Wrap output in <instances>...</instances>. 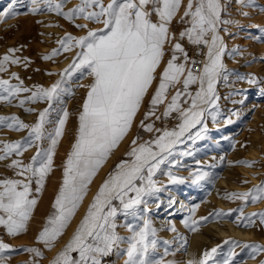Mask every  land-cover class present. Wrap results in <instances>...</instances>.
I'll list each match as a JSON object with an SVG mask.
<instances>
[{"label":"rangeland","instance_id":"1","mask_svg":"<svg viewBox=\"0 0 264 264\" xmlns=\"http://www.w3.org/2000/svg\"><path fill=\"white\" fill-rule=\"evenodd\" d=\"M31 1L0 0V13H3L6 9L9 10V14L0 20V27L3 30V34H0V40L5 36L10 41L0 42V59L4 56L9 57V61L4 64L5 70L0 71V80L8 81L9 85L28 89V91L15 93L13 96L8 97L7 100L0 99V118H5L3 123H0V155H5L3 151L4 145L15 142L23 143L25 140L30 139L29 133L31 127L38 122L39 113L45 109L48 110L47 118L41 129V139L34 140L33 145L26 150H22L20 155H16L15 152L10 153L15 155L18 158L17 161H20L25 166L32 163V157L37 154L38 150L43 153L47 149L49 141L55 136V129L60 120V107L64 104V99L60 98L59 89L51 103L47 99L33 101L29 97L38 88L48 89L46 85H41L42 83L38 81V75L40 73L45 74L44 68H41L39 64L47 63V61L48 63L56 61V55H50L51 50L54 48L62 52L63 48L61 45H57L55 41L52 45H49V50L47 49L43 52L38 51V54L28 55L25 52L26 45H34L35 43L44 44L51 36L54 37V35L50 29L47 30L49 35L45 34L43 30L38 29V26H35L33 34L29 35L26 33V29L22 27V22L31 16L37 24H44L46 22L48 25H53L55 21L53 18L46 20L45 16L37 17L36 14L46 11L48 13L43 14H48L49 16L53 14L52 16H57L58 19L60 17L64 18V15L55 11L56 3H61V12H68L81 3V0H51L52 10H49V5L45 3V0H41L38 5H33ZM104 1H106L105 6L110 2V0ZM188 2L189 0H180V6L168 25L169 39L164 45L161 61L153 73V80L133 117L131 127L129 128L130 130L128 129L127 131V133L129 132L128 140L124 144L126 149L123 146L122 153L120 152L116 156L101 178H105L116 170L117 165L121 164L122 161H132V157L128 153L133 147L153 141L165 130L177 127L181 117V110L186 111L191 106L192 97L199 91L198 81L190 84L187 92H185L183 87V79L187 74V69L192 66L191 61H188L190 65L185 62V54L191 53L192 56L190 57L195 61L197 57L199 59L205 52V49L203 51H194V44L189 42L187 36L181 38L180 34L191 27V17L184 16ZM195 3L196 0H193V10L195 9ZM153 7L154 5L149 4L145 10L152 12L150 19L152 22L158 23V17L152 11ZM34 8L37 11L34 12ZM93 10L97 9H88V11ZM251 14L253 15L251 16ZM225 20L231 21V23H223ZM87 23L96 22L85 20L81 15L79 20L75 21V24L70 27H73L76 32H82L83 28L79 27V25H87ZM177 23L181 24V26L177 25ZM102 28L103 24L92 30ZM220 29L225 47L222 55V63L224 64L225 71L217 78L215 84L213 96L215 104L206 105L203 108L204 112L201 122L181 137L182 142L174 146L172 155L168 157V160L164 164L160 165V168L153 176V180L156 182V189L158 190L143 197L146 203L136 206L134 215L125 214L119 200L112 201V205L118 209L115 224L117 225L116 232L121 237L127 238L132 235L128 229V225H132L135 230H139V228L143 227L146 219L151 222V227L155 230V235L149 236V241L155 240L156 243L155 248L149 249L148 258L154 262L158 261L159 264H198L204 258L203 254L206 251H211L213 248H216V252L207 260V264H264V236H262L264 235V231H262L264 223H261L260 216H251V224L247 220L241 221L238 219L241 216V209L243 210V215L248 217L252 213L264 212V205L252 203L251 200L248 203L243 200H238L236 203L232 201L234 197L230 198L232 192L222 193L221 197L226 201L231 200V204L216 205L207 210V213L200 214L196 218L191 216L192 208L197 203L205 202L208 196V189L210 187L214 188L218 180L217 178L223 175L226 157L234 148L235 136L238 134L237 129L242 127L248 118L250 119L252 111L259 103H264V68H262L264 66V50H256L254 49L255 46H253L264 45V0H243V3L239 2V0H222ZM89 30L82 33L79 37L86 35ZM69 35L73 37L74 33L71 30L65 31L61 40H66V37ZM209 36L210 34L206 35L205 39L208 40ZM54 39L57 40V37ZM177 43L181 45L183 51L175 52L177 57L175 62L177 64H185L186 71L180 77L179 82L168 87L163 101L154 106L151 104L152 97L159 86L163 68L167 66V62L174 54L173 45ZM244 46L247 47L245 48ZM10 49L13 51H9ZM45 57L50 58L45 59ZM13 59L18 60V63H12L11 60ZM256 60H260L261 62H257ZM256 63H260V66L257 67L258 64L256 65ZM259 68L262 69L260 70ZM193 72L199 73V71L194 70ZM250 77L255 80L254 83L248 82ZM178 91L181 93L178 101L179 109L172 111L165 117L163 113L171 102L173 95ZM0 96H7V93L0 89ZM57 99L59 105L54 104L57 103L54 102ZM21 101H23V104H21ZM253 101L256 102H254L255 105ZM11 117L18 118L20 122L28 127L17 130L18 126L13 125L12 128H9L8 124L13 123L11 119H8ZM222 120L224 122H221ZM236 124H239V126L236 127ZM146 125H152V131H146ZM202 129L203 131H201ZM222 131H224L225 135L218 136ZM197 133L200 134L199 137H197ZM75 140L76 136L71 138L68 152L65 155L63 154L65 160H67ZM133 141L136 143L133 144ZM208 156L211 159L207 161ZM8 157L9 154L4 159H0V180L13 179L27 182L25 177L29 174L25 173L24 176H19L16 174L18 171L17 168L13 167L15 171L12 172L5 168L4 162L9 161ZM61 173L63 177L60 178V186L56 188L51 196L50 202L46 204V208L40 214V222L36 226L37 230L32 234L31 240L15 241V238H11L8 234L7 227L4 224H0V243L8 245L6 250L0 251V264H34L30 262V258L35 253L29 251V249L33 248L40 251L41 256L38 257L40 261L42 257L47 255L48 251L45 244L38 242L37 238L46 226L49 217H54L57 214L53 204L63 183L64 167H62ZM51 174L52 170L47 173L43 187L39 192L35 191L37 189L35 185L36 178H32L30 198L37 199L40 196L47 182H49ZM197 175H202L203 178L197 180ZM173 177L176 179L173 180ZM136 183L139 185L140 182L137 181ZM191 190L193 191L189 193ZM33 193L34 195H32ZM95 196L96 191L91 195L87 208L92 204ZM134 196V192L128 193V197ZM128 197H125V199ZM218 212L225 214L231 212V214L217 216L216 213ZM175 215L180 216L181 226L183 228L174 224L172 218ZM0 217L7 220V215L3 212H0ZM210 221H216L220 225L224 224L225 226L230 224L235 231L228 230L225 234L216 236L217 239L214 243L207 242V244L203 245L198 256L194 255L192 259L187 258L185 253L186 247L189 244L191 230L195 226L202 228ZM158 227L168 230V235L157 232ZM261 231L263 233L262 235ZM18 235H15V237ZM127 246L126 242L121 243L119 248L106 256L104 260L108 262L107 264H124V260L126 259L124 252Z\"/></svg>","mask_w":264,"mask_h":264},{"label":"snow or ice","instance_id":"2","mask_svg":"<svg viewBox=\"0 0 264 264\" xmlns=\"http://www.w3.org/2000/svg\"><path fill=\"white\" fill-rule=\"evenodd\" d=\"M239 2L243 3V0ZM45 3L49 5V10H52L51 0H45ZM149 4L154 5L152 11L157 15L158 23L152 22L150 19L152 12L145 10ZM179 6L180 0H110L106 6L102 0H81L76 8L61 12V3L55 4V11L64 15L66 19H72L74 15H82L85 20L102 23L103 28L89 30L86 35L79 38L69 35L66 40H61L59 43L65 51L70 50L73 44L80 49L76 59L61 73V80L48 89L38 88L29 97L33 101L47 99L51 103L65 77L84 71L93 77L94 82L90 86L79 115L76 140L65 162L63 183L53 204L57 214L49 217L37 238L38 242L44 243L46 247H51L63 233L92 177L130 128L141 100L153 80V73L161 61L164 45L169 39L168 25ZM93 8L97 10L88 11ZM33 11L37 9L34 8ZM221 11L220 0H196L194 10L193 0H189L184 16L191 17V27L180 34L181 38L187 36L190 43L207 46V60L202 69L197 74L192 68H188L183 79L185 92L190 84L197 81L200 84L199 91L192 97L191 108L186 111L181 110L183 119L178 125V130H165L155 140L132 148L128 153L132 157L131 163L122 161L117 165V171L100 186L87 214L52 264H102L103 257L110 255L125 242L128 246L124 252L126 256L124 264H159L158 261L154 262L148 258L149 249L155 248L156 243L155 240L149 241V236L155 235L151 222L146 219L139 230L128 225L132 235L127 238L121 237L116 232L115 224L118 209L112 205V201L119 200L124 213L134 215L135 207L146 203L143 197L158 190L153 176L160 165L172 155L174 146L182 142L181 137L201 122L204 109L200 105L215 104L214 85L217 78L225 71L222 63L225 47L223 40L217 34V27L221 23ZM8 14V9L0 13V20ZM223 23L227 24L231 21L225 20ZM79 27L83 28L86 25ZM208 34H211L210 40L205 39ZM177 51H183L179 43L173 45L174 54L160 76L159 86L151 100L154 106L163 101L168 87L179 82L186 71L185 64L175 62ZM53 55H56L55 50ZM49 58L45 57V59ZM8 61V56L0 59V71L5 70L4 64ZM185 61H187L186 54ZM11 62L15 64L18 60L13 59ZM248 82L254 83L255 80L250 77ZM205 84H207L206 88ZM0 89L7 93V96H0L3 100H7L15 93L28 91L26 88L9 85L6 80H0ZM180 96L179 91L173 95L163 113L165 117L179 109ZM47 112L48 110L45 109L39 113V120L31 127L29 133L31 138L23 143L4 145L5 155H0V159H4L12 152L20 155L22 150L33 145L34 140H40ZM67 115L68 113L65 112L58 121L55 136L51 139L47 151L41 153L38 150L32 157V163L26 166L20 161H12L10 166L18 169L17 175L29 174L25 177L27 182L13 179L0 180V212L7 215V220L0 217V224L7 227L9 235H18L26 229L32 209L37 203L35 198H30L31 180L33 177L36 178V191L39 192L47 173L51 170L54 148L63 133ZM4 119L0 118V123H3ZM8 119L13 122L8 124L9 128L13 125L18 126L17 130L28 127L16 117ZM145 129L152 131V125H146ZM199 135L197 133V137ZM135 143L133 141V144ZM202 178V175L196 176L197 180ZM137 181L140 182L139 185ZM129 192H134L135 196L128 197ZM231 197L245 202L250 198L252 203H256L264 199V184L249 192L230 194ZM230 214L231 212L216 213L217 216ZM255 215H259L261 223H264V212L252 213L245 217L241 209V216L238 219L247 220L251 224V216ZM7 248L8 245L0 243V251ZM29 251L38 257L41 256L38 249L33 248ZM73 252L78 253V258L72 257ZM215 252L216 248L206 251L203 254L204 258L198 264H207V260Z\"/></svg>","mask_w":264,"mask_h":264},{"label":"bare ground","instance_id":"3","mask_svg":"<svg viewBox=\"0 0 264 264\" xmlns=\"http://www.w3.org/2000/svg\"><path fill=\"white\" fill-rule=\"evenodd\" d=\"M40 1L41 0H35V2H34V0H32L31 3L33 5L34 4L38 5ZM102 2L104 4H106V1L103 0ZM220 4L222 6V0H220ZM43 13H48V12L43 11ZM43 13H38V14H36V16L37 17L45 16L46 20L53 18V20H55L53 22V25H48V24H46V22L44 24H40V23L37 24L34 22V18L29 16L28 18H26L22 22V25H23L22 27L24 29H26V33L29 35L33 34V29L35 26H38V29H40L41 31L43 30V32L45 34H48V35H49V33L47 32V30L50 29V30H52V32H53L52 34L54 35V37L51 36V38L49 40L45 38L48 41H46L44 44L38 43L39 44L38 45L35 43L36 45L35 44L34 45H26L25 46L26 47L25 52L28 55L38 54L39 52H43V51L47 50L49 45H52L55 41H56L57 45H61L59 42L61 41V37L65 31L71 30V32L74 33L73 37L78 38L82 33L87 31L88 29L92 30L93 28H96L98 26L100 27L102 25V23H97V22L96 23H87L86 27H83L82 32H76V31H74V28L70 27V26L74 25L75 21H78L80 16L74 15L73 18L71 20H69V19H66L65 17L64 18L60 17L58 19L57 16H52L53 14H50L51 16H49L48 14L45 15ZM49 13H53V12H49ZM256 13H260V12H256ZM252 15L253 14H251V16ZM0 34H3V30L1 29V27H0ZM217 34L223 40L222 32L220 29V24L217 27ZM32 37H30V38H32ZM55 37H57V40L54 39ZM210 38H211V34H210L208 40H210ZM0 42H10V41L8 40L7 37L4 36L3 39L0 40ZM253 46H255L254 49H256V50H260V51L264 50V45H253ZM248 49H250V48H248ZM248 49H246V50H248ZM54 50L56 51V57H57L56 61H53L50 63H48V61H47V63L39 64V66L41 68H44L43 70H45V74L40 73L38 75V81L42 83L41 85L44 84L48 88L51 87V84H54L57 81L61 80V76H60L61 71L63 69H67L68 68L67 66L74 62V60L76 59L77 53L80 51V49L75 47L74 44H73V46H71L70 50H68V51H65L63 48L62 52H60L59 49L53 48L50 52V55L53 54L52 52ZM249 51H251V49ZM206 53H207V46L205 47L204 55L199 58V65H200L199 71H200V69H202L204 63L207 60ZM244 58H246V57H244ZM259 61H257V62H259ZM257 64L258 63H256V65ZM259 64L257 67L260 66ZM261 67H262V64H261ZM262 68H264V66ZM259 72H257V73H259ZM260 74H261V72H260ZM93 82H94L93 77L90 76L87 73V71H84L83 73L75 72L72 74L71 77H65L63 83L61 84V87L59 88V95L61 96L60 98L64 99V104H63V106L60 107L61 114H60L59 119H61L64 116L65 112H67L68 115L66 118V122L63 126V133L59 137L58 143L55 145V148H54V154L52 157V165H51L52 174H51L50 180H49V182H47L43 192L36 199L37 203L34 206V208L32 209V212H31L30 218L27 222L25 231L16 237H15V235H10L11 238H15L14 239L15 241L31 240V236L37 230L36 226H38V224L40 222V219H41L40 214H42V211L46 208V204H48L50 202L51 196L55 192L56 188L58 186H60L59 185L60 178L63 177V175L61 173V169H62V167L65 166V162H66V160L63 157H64L65 153L68 152L69 143L71 142L70 141L71 138L77 136L78 128H79V115H80V112H82L83 103L87 97V93L90 90V86ZM206 87H207V84H205V88ZM219 87H221V86H219ZM150 88H151V86H150ZM214 88H215V85H214ZM199 89H200V84H199ZM257 89H256V91H257ZM247 101H249V100H247ZM54 102H57V103H54L55 105H59L58 99L55 100ZM254 102L255 101H253V103ZM255 103H254V105H255ZM205 106L206 105H200L201 108H204ZM190 108H191V106L188 109H190ZM1 113H3V112H1ZM249 113H250V111H249ZM248 116L250 117L249 114H248ZM182 119L183 118L181 116L178 125L182 122ZM221 122H224V121L222 120ZM239 124H242V123H239ZM239 124H236V127L239 126ZM178 125L175 128H170L168 131L178 130ZM237 130H238L237 136H235L236 134L234 135L236 137L234 148L230 153H228V155L226 157L223 175L221 177L217 178L218 180H217L214 188L210 187L208 189V191H207L208 196L205 199V202L204 203H197L194 206V208L191 207L192 208L191 216L193 218H196L200 214L205 213L207 210H209L213 206H216V205L222 206V205H226V204H231L232 201L236 202L238 200H241V199L234 197L232 199V201L231 200L226 201L223 197H221L222 193H230V192H232V194L233 193H245V192H249L250 190H255L257 186L264 184V103L263 104L259 103L257 105V107H255V109L252 111L250 119L248 118L247 121H245V124H243V126ZM228 131H230V130H228ZM128 133H127V135L125 134V136L117 143L116 147L111 150L107 159L101 164L99 169L96 171L95 175L92 177L91 182L88 184V189L86 190L85 194L83 195V199L79 202L78 207L75 209L73 216L71 217L67 226L64 228L63 233L52 243L51 247H46L47 251H48L47 255L42 257V259L40 261L38 256H36L34 254L33 256H31L30 262H33L34 264H52V261L56 258L58 253L63 250L65 245L71 239L72 235L75 233L80 222L83 220L84 216L87 214L88 209H89V208H87L88 207L87 205H88V202H89L90 197L93 194V192L96 191V194H97V192L100 189V186L104 183V181L107 180L110 175L114 174L117 171V169H116L112 173L107 175L105 178H101L103 173L107 170V168L112 163V161L116 158V156L121 151H123L122 148H123L126 140H128L127 139L128 135H129ZM221 135H225L224 131H222L218 136H221ZM50 145H51V140L49 141L47 149L44 150L43 152L47 151L48 148L50 147ZM124 148H125V146H124ZM124 153H125V151H124ZM17 159L18 158L15 155L9 154V157H8L9 161L4 162L5 168L11 172L15 171V170H13V167H11L10 165L12 164V161L17 160ZM209 159H211L210 156H208L206 160L208 161ZM248 160L249 161L251 160V161L249 162ZM245 162H247V163H245ZM128 163H131V161ZM247 165H250V166H247ZM204 189H206V188H204ZM192 191L193 190H191L189 193H191ZM250 200L251 199L249 198V200L246 203H248ZM256 203L260 204V205H264V199H260ZM172 220H173L174 224L183 228V226H181L180 216L175 215L172 218ZM201 223H202V221H201ZM253 227H252V229H253ZM228 230L235 231L234 228L230 224H228V226H225L224 224L220 225L216 221H210L208 224L204 225L202 228L195 226L191 230L190 238H189L190 240H189L188 246L186 247L185 255L187 256V258H190V259H192V257L194 255L198 256L203 245L207 244V242L214 243V241H216V239H217L216 236H221V235L225 234ZM237 230H239V229H237ZM262 231H264V228ZM262 231H261V235L263 234ZM157 232H159L160 234H163V235H168V233H169L168 230H165L162 227H158ZM262 236H264V235H262Z\"/></svg>","mask_w":264,"mask_h":264},{"label":"built area","instance_id":"4","mask_svg":"<svg viewBox=\"0 0 264 264\" xmlns=\"http://www.w3.org/2000/svg\"><path fill=\"white\" fill-rule=\"evenodd\" d=\"M193 49H194V51H196V50L197 51H199V50L203 51L205 49V45L204 44H199V45L194 44L193 45ZM192 68H193L194 71H199L200 65H199V59H198V57L194 61V63H192Z\"/></svg>","mask_w":264,"mask_h":264},{"label":"crops","instance_id":"5","mask_svg":"<svg viewBox=\"0 0 264 264\" xmlns=\"http://www.w3.org/2000/svg\"><path fill=\"white\" fill-rule=\"evenodd\" d=\"M177 25H180L181 26V24H179V23H177ZM190 56H192L191 55V53H188L187 54V61H185L187 64H189L190 65V62H188V61H191V65H192V63L194 62V59L193 58H191ZM191 68H192V66H191ZM192 70H193V68H192ZM36 182V181H35ZM36 186H37V184H35ZM32 195H34V193L32 194ZM72 257L75 259V258H78V253H76V252H73L72 254ZM104 258L105 257H103V262H102V264H107L108 262H106L105 260H104Z\"/></svg>","mask_w":264,"mask_h":264}]
</instances>
